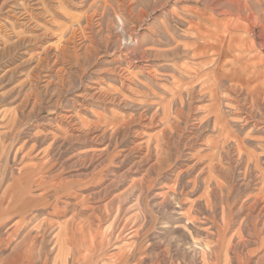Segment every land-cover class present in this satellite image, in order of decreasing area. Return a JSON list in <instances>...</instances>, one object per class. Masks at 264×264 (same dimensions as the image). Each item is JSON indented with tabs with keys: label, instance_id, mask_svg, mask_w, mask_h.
<instances>
[{
	"label": "rangeland",
	"instance_id": "374dc122",
	"mask_svg": "<svg viewBox=\"0 0 264 264\" xmlns=\"http://www.w3.org/2000/svg\"><path fill=\"white\" fill-rule=\"evenodd\" d=\"M0 264H264V0H0Z\"/></svg>",
	"mask_w": 264,
	"mask_h": 264
}]
</instances>
